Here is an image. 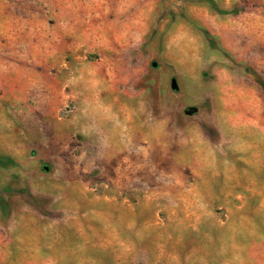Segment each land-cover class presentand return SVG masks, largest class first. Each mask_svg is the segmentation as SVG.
<instances>
[{
	"label": "rangeland",
	"instance_id": "rangeland-1",
	"mask_svg": "<svg viewBox=\"0 0 264 264\" xmlns=\"http://www.w3.org/2000/svg\"><path fill=\"white\" fill-rule=\"evenodd\" d=\"M0 153V264H264V0H0Z\"/></svg>",
	"mask_w": 264,
	"mask_h": 264
},
{
	"label": "trees",
	"instance_id": "trees-1",
	"mask_svg": "<svg viewBox=\"0 0 264 264\" xmlns=\"http://www.w3.org/2000/svg\"><path fill=\"white\" fill-rule=\"evenodd\" d=\"M15 163H16V161L10 155H6V154H1L0 153V165H2L4 167H8L10 165H14ZM1 208L2 209L6 208V206L3 203V201H1Z\"/></svg>",
	"mask_w": 264,
	"mask_h": 264
},
{
	"label": "water",
	"instance_id": "water-1",
	"mask_svg": "<svg viewBox=\"0 0 264 264\" xmlns=\"http://www.w3.org/2000/svg\"><path fill=\"white\" fill-rule=\"evenodd\" d=\"M175 86V85H174Z\"/></svg>",
	"mask_w": 264,
	"mask_h": 264
}]
</instances>
